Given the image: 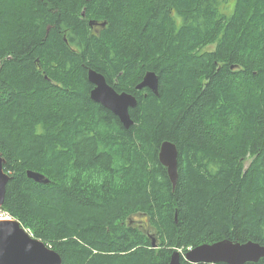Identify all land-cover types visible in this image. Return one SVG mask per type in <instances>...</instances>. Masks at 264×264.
<instances>
[{"label": "trees", "instance_id": "trees-1", "mask_svg": "<svg viewBox=\"0 0 264 264\" xmlns=\"http://www.w3.org/2000/svg\"><path fill=\"white\" fill-rule=\"evenodd\" d=\"M90 69L137 96L130 128L92 100ZM148 71L158 94L136 88ZM0 153V208L62 264L264 245V0H0Z\"/></svg>", "mask_w": 264, "mask_h": 264}, {"label": "water", "instance_id": "water-1", "mask_svg": "<svg viewBox=\"0 0 264 264\" xmlns=\"http://www.w3.org/2000/svg\"><path fill=\"white\" fill-rule=\"evenodd\" d=\"M91 22V24H93ZM106 23H102L105 26ZM89 80L94 85L91 91L92 100L111 110L124 125L130 128L134 124L131 110L138 105V98L130 92H118L104 74L90 71ZM142 90L148 88L158 94L159 75L149 71L143 80L136 86ZM159 161L167 168L168 176L176 187L178 181V158L177 145L165 140L159 150ZM6 158L0 153V207L3 206L6 197V189L11 176L4 170ZM28 177L36 182L47 184L49 179L46 175L29 170ZM156 245L155 242H153ZM264 257V247L255 241L239 242L231 239H223L213 244L196 246L185 253L175 250L169 264H181L182 258L192 263L210 264H246L258 262ZM62 264L61 255L48 246L43 240L34 237L19 220H0V264Z\"/></svg>", "mask_w": 264, "mask_h": 264}, {"label": "bare ground", "instance_id": "bare-ground-1", "mask_svg": "<svg viewBox=\"0 0 264 264\" xmlns=\"http://www.w3.org/2000/svg\"><path fill=\"white\" fill-rule=\"evenodd\" d=\"M82 14H83V16L85 15L84 11L82 12ZM85 18H86V17H85ZM93 21H94V23L91 24V22H93ZM89 23H90L91 26L97 24L96 21H95L94 19H89ZM90 71H97V70H95V69H90L89 72H88V79H89ZM97 72H99V71H97ZM148 72H149V71H148ZM102 74H103V73H102ZM145 75H146V74H145ZM145 75H144V76H145ZM143 78H144V77H143ZM142 80H143V79H142ZM89 81H90V80H89ZM139 83H140V82H139ZM139 83H138V84H139ZM138 84H137V85H138ZM138 90H139V89H138ZM28 171H29V170H28ZM28 171H27V172H28ZM27 176H28V174H27ZM46 177H47V176H46ZM47 178H48V177H47ZM30 179H31V178H30ZM48 179H49V178H48ZM49 180H50V179H49ZM49 182H50V181H49ZM255 242H256V241H255ZM257 243H259V242H257ZM205 244H213V243H205ZM259 244H260L261 246L264 247L263 244H261V243H259ZM201 245H203V244H201ZM192 248H194V247H192ZM192 248H189L188 250H190V249H192ZM188 250H187V251H188ZM187 251H185V252H187ZM181 252H182V251H181ZM185 252H184V253H185ZM262 258H264V257H262ZM262 258H261V259H262ZM183 259H185L186 261H188L186 258H183ZM188 262H190V261H188ZM190 263H192V262H190ZM181 264H182V262H181Z\"/></svg>", "mask_w": 264, "mask_h": 264}, {"label": "built area", "instance_id": "built-area-1", "mask_svg": "<svg viewBox=\"0 0 264 264\" xmlns=\"http://www.w3.org/2000/svg\"><path fill=\"white\" fill-rule=\"evenodd\" d=\"M10 215L7 211H3L0 209V219H5V218H9Z\"/></svg>", "mask_w": 264, "mask_h": 264}, {"label": "rangeland", "instance_id": "rangeland-1", "mask_svg": "<svg viewBox=\"0 0 264 264\" xmlns=\"http://www.w3.org/2000/svg\"><path fill=\"white\" fill-rule=\"evenodd\" d=\"M250 161H251V160L247 161L246 164L248 165V163H249ZM9 218H10V217H9ZM21 224H22V223H21ZM22 225H23V224H22ZM25 228H26V227H25ZM26 229H28V228H26ZM28 230H29V232H31L30 229H28ZM31 233H32V232H31Z\"/></svg>", "mask_w": 264, "mask_h": 264}, {"label": "flooded vegetation", "instance_id": "flooded-vegetation-1", "mask_svg": "<svg viewBox=\"0 0 264 264\" xmlns=\"http://www.w3.org/2000/svg\"><path fill=\"white\" fill-rule=\"evenodd\" d=\"M92 86L94 87V85L92 84Z\"/></svg>", "mask_w": 264, "mask_h": 264}, {"label": "snow or ice", "instance_id": "snow-or-ice-1", "mask_svg": "<svg viewBox=\"0 0 264 264\" xmlns=\"http://www.w3.org/2000/svg\"><path fill=\"white\" fill-rule=\"evenodd\" d=\"M50 264H52V262H50Z\"/></svg>", "mask_w": 264, "mask_h": 264}]
</instances>
